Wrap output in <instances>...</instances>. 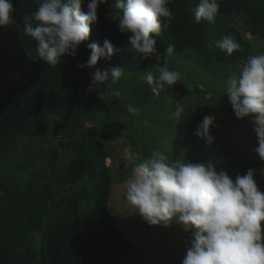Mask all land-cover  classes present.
<instances>
[{"label": "trees", "instance_id": "1", "mask_svg": "<svg viewBox=\"0 0 264 264\" xmlns=\"http://www.w3.org/2000/svg\"><path fill=\"white\" fill-rule=\"evenodd\" d=\"M241 1L219 3L220 8L227 3L236 7L220 9L210 25L194 22L199 0H170L167 6L175 18L156 37L158 54L163 58L172 44L174 53L168 60L196 48L222 63L242 64L251 56L244 33L263 39L264 29L241 14L248 2ZM12 2L14 22L0 26V264H144L141 250L110 212L113 183L107 160L112 154L93 132L99 113L110 108L105 97L109 89L105 83L87 93L93 73L78 65L90 56L88 43L103 47L105 39L119 49L111 60L133 74L144 76L148 70L158 75L155 59L143 60L129 51L130 34H122L109 18L119 10L112 7L114 0H108L98 6V20L75 57L65 55L60 64L49 66L35 57L36 42L24 32L23 17L37 10L36 0ZM89 2L82 4L85 13ZM229 34L240 44L231 56L215 46ZM103 64L101 58L97 65ZM16 74L22 78L15 79ZM58 136L72 154L63 166L52 145ZM22 138L49 147L39 171L22 179V186H13L3 180L7 169L24 171V164H35L27 152L17 164L4 165V155Z\"/></svg>", "mask_w": 264, "mask_h": 264}, {"label": "clouds", "instance_id": "2", "mask_svg": "<svg viewBox=\"0 0 264 264\" xmlns=\"http://www.w3.org/2000/svg\"><path fill=\"white\" fill-rule=\"evenodd\" d=\"M37 10L23 17L24 32L36 42L35 57L56 66L65 55L75 57L79 46L89 39L90 26L97 22V9L108 0H90L83 12L84 0H36ZM170 0H114L110 19L117 22L122 34H130L129 51L139 53L143 60L155 59L158 75L146 70L144 79L154 95L175 85L180 73L168 67V57L174 46L166 47L163 58L158 54L156 37L161 36L174 14L167 6ZM218 0H199L194 10V22L214 25L219 11ZM12 0H0V26L12 24ZM162 18L163 28H162ZM35 22V23H34ZM217 48L229 56L240 49L231 34L216 42ZM90 56L79 68H95L103 58L110 60L119 51L105 39L103 47L88 43ZM125 69L114 66L96 68L92 85L97 88L107 82L116 84ZM227 95L238 119L250 118L258 146L253 149L264 161V53L252 55L227 79ZM116 95H119L117 92ZM129 113L137 109L127 105ZM185 109L177 104L172 115L179 120ZM215 117L206 115L196 127L195 135L211 145L210 129ZM133 163L126 181L125 199L145 222L168 227L174 221L185 231H191L186 241L182 264H264V193L258 189L254 170L237 175L235 180L217 171L211 163L170 161L165 153L153 150L143 162ZM264 174V169L260 170Z\"/></svg>", "mask_w": 264, "mask_h": 264}, {"label": "rangeland", "instance_id": "3", "mask_svg": "<svg viewBox=\"0 0 264 264\" xmlns=\"http://www.w3.org/2000/svg\"><path fill=\"white\" fill-rule=\"evenodd\" d=\"M227 1L218 0V3ZM252 1V22L264 28V11L257 8L261 0ZM232 6L227 3L219 10H233ZM234 24L244 32L240 23ZM244 37L250 41L251 56L264 53V38L253 37L250 33H244ZM103 63L105 67L96 65L90 71L94 73L96 68L103 71L120 67L111 59H103ZM235 66L193 48L168 60V67L178 71L181 78L175 85L162 90L159 96L152 93L143 75L127 70L118 83H106L109 91L105 97L111 105L108 110L99 113L93 132L112 154V158L107 160L113 183L110 212L141 250L144 264H182L187 246H190H186L185 242L192 237L191 231H185L175 221L168 227L149 225L128 204L125 199L126 181L133 168L129 156L139 164L153 150H160L170 161L211 163L218 172L225 171L233 181L237 175H245L252 169L258 189H264V174L260 171L264 169V161L253 151L258 146L254 125L250 118L235 117L226 93L227 79L234 73ZM14 78L21 79L22 75L16 74ZM117 92L119 95H116ZM177 104L185 109L179 120L172 115ZM127 105L134 106L137 111L129 113ZM206 115L215 117L214 126L210 129L214 137L211 145L194 134ZM54 140L52 145L58 149L61 166L68 164L72 154L61 146L62 136ZM48 147L41 141L20 139L16 147L4 155V165L17 164L28 153L35 164L32 167L24 164V171L8 168L3 174L4 182L22 186V179L32 177L46 163Z\"/></svg>", "mask_w": 264, "mask_h": 264}, {"label": "crops", "instance_id": "4", "mask_svg": "<svg viewBox=\"0 0 264 264\" xmlns=\"http://www.w3.org/2000/svg\"><path fill=\"white\" fill-rule=\"evenodd\" d=\"M238 1L240 2L241 0H238ZM252 2H253L252 0H249L248 2H246L244 5L245 10L241 12V14H243V15L246 13L245 14L246 16L245 15L244 16L250 20H253L252 17L250 16L251 11H253V8H254V6H253L254 4L252 5ZM240 3H242V1ZM257 8L259 10L264 11V0H261V2L257 5ZM233 12L236 13L238 11L235 9Z\"/></svg>", "mask_w": 264, "mask_h": 264}, {"label": "water", "instance_id": "5", "mask_svg": "<svg viewBox=\"0 0 264 264\" xmlns=\"http://www.w3.org/2000/svg\"><path fill=\"white\" fill-rule=\"evenodd\" d=\"M92 87H93V85L91 84V85L89 86V88H88V91H87V93L89 92V90H91V89H92Z\"/></svg>", "mask_w": 264, "mask_h": 264}]
</instances>
